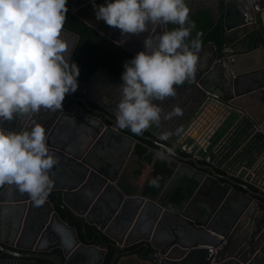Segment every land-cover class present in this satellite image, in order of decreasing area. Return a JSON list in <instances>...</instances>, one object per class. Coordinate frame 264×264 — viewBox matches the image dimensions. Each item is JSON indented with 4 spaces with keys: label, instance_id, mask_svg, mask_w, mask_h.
Returning a JSON list of instances; mask_svg holds the SVG:
<instances>
[{
    "label": "water",
    "instance_id": "water-1",
    "mask_svg": "<svg viewBox=\"0 0 264 264\" xmlns=\"http://www.w3.org/2000/svg\"><path fill=\"white\" fill-rule=\"evenodd\" d=\"M93 1L67 0V9L77 14ZM229 1L235 7L233 11L230 7L225 10L223 46L220 48L210 42L205 51H201L203 54L212 47L209 54H203L205 58L198 62L195 78L177 86L175 97L156 102L162 106L164 113L178 106L182 114L170 120L162 119L159 125L149 128L147 131L151 136L141 134L166 149L170 148L166 141L173 142L174 148L180 150L173 153L182 160V165L196 170V175L192 176L198 182L197 188L181 208L163 202L167 185L157 197L125 193L118 183V172L112 173L105 159L100 154H94L108 135L114 138L110 139L114 143L122 136L133 142L136 140L120 130L116 123L120 91L114 94V99L113 95L107 99V94L98 90L104 86L113 87V82L111 84L103 78V73H114L104 68L98 69L80 90L86 108L99 114H92L99 122L94 125L96 132H102L94 141V152L90 150L79 156L54 144L56 133L50 130L51 127L58 120L59 112L72 111L74 105L78 106L75 103L68 110L64 106L56 111L42 109L39 113L18 116L2 125L0 121V126L14 131H30L37 123L44 126L47 144L57 158V164L67 158L80 167L74 169L80 182L93 183L94 191L86 202L88 213L71 204L70 186L62 194L56 192V195L58 198L62 196L63 207L69 206L85 217L78 218L80 221L87 220L96 225V235L104 244L115 247L116 253L110 264L119 263L118 259L124 255L120 249L122 245L129 247L144 240L147 248L158 252L148 257L140 254V258L145 263L148 258L150 264H254L264 255V0ZM210 2L218 7L215 15L217 22L221 0ZM160 25L158 30H148L146 38L168 31L167 25ZM62 31L74 34L79 40L78 34L65 27ZM156 31H159L157 35ZM104 34L111 35L109 32ZM120 44L125 47L123 42ZM95 82L99 87L95 88L98 91L93 96L91 86ZM253 94H260L261 102L257 111L248 112L241 102ZM86 99L96 106H91ZM199 122L200 128L197 126ZM196 126L198 134L193 135L191 131ZM188 161H193L195 166ZM57 164L49 173L52 180ZM177 172L178 168L172 178ZM3 187L0 186V226L6 225L3 218L11 209L13 216L22 223L24 221L26 232L35 233L33 241L36 246H32V242L26 247L28 252H21L14 249L13 241L0 238V249L14 256L1 258L0 264H70L76 256L71 254L73 244L88 247L79 237L75 225H66L76 237L70 247L64 245L60 252L50 242L49 233H58L54 230L55 221L65 222L50 193L44 204L36 205L28 196L20 200L3 197ZM52 188L55 189L53 184ZM205 194L206 202L197 205ZM234 201L238 202L236 207H233ZM56 204L61 203L57 201ZM67 217L73 220L69 214ZM83 226L86 241L93 242L95 236L90 240L84 223ZM115 230L121 235L116 236ZM103 234L110 236L111 240L104 241ZM47 251H54V254L43 253Z\"/></svg>",
    "mask_w": 264,
    "mask_h": 264
},
{
    "label": "clouds",
    "instance_id": "clouds-1",
    "mask_svg": "<svg viewBox=\"0 0 264 264\" xmlns=\"http://www.w3.org/2000/svg\"><path fill=\"white\" fill-rule=\"evenodd\" d=\"M67 10V0H0V121L60 110L66 94L78 89L80 68L66 59L69 46L62 37ZM189 15L187 0H105L95 6L97 20L126 35L139 36L150 24L177 26L145 38L144 49L124 63L119 128L141 135L182 114L178 106L164 113L156 102L175 97L177 86L195 78L202 33L190 39L195 23ZM57 162L41 124L30 131L0 126V186L14 185L42 205Z\"/></svg>",
    "mask_w": 264,
    "mask_h": 264
},
{
    "label": "crops",
    "instance_id": "crops-1",
    "mask_svg": "<svg viewBox=\"0 0 264 264\" xmlns=\"http://www.w3.org/2000/svg\"><path fill=\"white\" fill-rule=\"evenodd\" d=\"M210 1H213V0H191L189 3V7L191 9H196V8L211 9L216 15L218 12V7L216 4H211ZM220 5H221V2H220ZM234 5L235 4L232 1L225 0L226 9L227 7H231L233 9ZM220 10H221V6H220ZM210 49H212L211 46L203 54L207 56L209 54L208 51H210ZM92 85L93 86H91L92 87L91 90L92 92H95L96 90L95 88L99 87V85L96 82ZM75 96L77 98L74 99L72 96V99L74 101L70 105L69 108H71L74 103L78 104V106L74 105L72 107L73 110L66 112V113H62L60 111L58 114V120L55 122L54 126H52L50 130H53L56 133V139L54 140L55 145L66 148L69 152H72L73 154L81 156V155H85V153H87L90 150L91 152L95 151V149H92L95 147L94 141L96 140L98 136L102 134V132L97 133L96 129L94 128V125H97L99 122L95 118H93L92 114L93 115H99V114L95 113V111H92L91 109L86 108V105H85L86 103L82 99L83 95L81 94V92H80V95H75ZM261 98L262 96H260V94L258 95L253 94L248 97H245V99L242 100L241 103L247 108L248 112H253V111H257L256 109L261 102ZM86 102H88L91 106H96L95 103H93L90 99H86ZM197 126H199V128L201 127L200 122L198 123ZM197 126L194 128V130L191 131L193 135L198 134L199 129L197 130ZM111 138L114 139L113 137H110V135L108 136L107 139L105 138L106 140H104V142L98 148H96V151L94 154H100L105 159L106 163L110 165V170L112 171V173L118 172V183L120 187L125 191V193H128V194L142 193L144 184H143L142 175H140V172L141 171L143 172L144 170H146L149 166V163L146 159L140 157L135 152L137 138L133 142L128 137L122 136L121 138L119 137L120 139L118 138L119 140H117L115 143L111 142L110 140ZM111 143L112 144L114 143V145H112ZM166 144L170 148H173L174 151L178 152L179 149L174 148L173 142L166 141ZM149 151L155 152L154 161L157 157L162 156L168 159L169 163L174 165L175 169L178 168L177 175L174 178H172L173 176L172 174V176L168 179L166 183L167 190L165 192L166 195L163 196V200H165V198L169 194L172 193L175 186L182 178H193L192 175L194 174L196 175L195 173L196 170H193L188 165L187 166L182 165L181 163L182 160L177 158V156L174 155V153L169 154L167 152V149L163 151L162 149L155 150L153 148H150ZM64 159L65 160H63L62 163L57 164L58 168L53 174V180H52L55 189L51 188V191H50V198L52 199L53 203L56 205V209L59 211L60 215L65 220L64 223H61L57 220L55 221L54 230L56 229L58 231L57 234H54L52 232L49 233L50 242L54 243L56 246V250H59L60 252L62 251L64 245H66V247H70L76 240L75 234H73L72 230L66 225L76 226L75 223L79 222L80 224L84 223L85 225H89L93 227L96 226L93 223H88L87 220L84 222L80 221V219L78 218L80 217L85 218V217L83 215L80 216L78 213H76L75 210H73V208L69 206L63 207L64 202H63L62 196L58 198L56 195V192H61L62 194L63 191L67 189V186H70L72 188V190H70L72 193H70V196H69V200L71 204L74 205L75 208L78 209L79 211L86 210L87 212L88 208H86V202L89 198V195H91L92 191H94L93 185H92L93 183L91 184L89 183V181H85L83 183L80 182V178L74 171V169H78L80 167L75 165V163L70 162L67 158H64ZM188 162L192 166H195V163L193 161H188ZM201 163H204V162L201 161ZM251 186L254 189H257L255 186L253 185ZM3 188L4 190L2 192V196L8 199L20 200L28 196L26 193H20L14 185L6 184L4 185ZM238 189L242 190L243 188L238 187ZM111 194L112 193H109V195ZM206 198H207V194L204 195L203 199H201L202 201H199L197 205H199L200 203L204 204L206 202L205 200ZM57 201H59L61 204L57 205L56 204ZM232 204H233V207H236L238 205V202L234 201L232 202ZM12 213L13 212L10 209V211H8L6 215H4L3 221L6 222V225L0 226V238H2L3 241H7V240L13 241L15 244L14 249L19 250L21 252H28L29 250L26 247L30 246L32 242H34L32 246H36L35 241H33V238L36 235H34L35 233H30L29 231L26 232L23 226L24 221L22 223V221H20L19 218H16L15 216H13ZM67 214H69L72 217L73 219L72 221L67 219L68 218ZM51 223L53 224L54 220L53 222L51 221ZM137 233H140V232L138 231ZM82 237L84 238V236ZM88 237L91 240L94 237V235L90 233ZM103 240L110 241L111 237L108 236L107 234H103ZM84 241L86 242L88 247H83V248L85 249V252L88 254L86 253L79 254L78 260L76 261L75 264H107V263L110 264L111 260L109 262L106 260H107V257L109 256L110 249L111 248L114 249L112 245L104 244L98 236H95V240L93 242L86 241V239H84ZM5 245L9 247V244H5ZM72 247L74 248V249H71L72 252L76 250L77 248H79L78 244L77 245L73 244ZM121 248H124V246L122 245ZM104 249H107V251L109 250L108 253L107 251H103ZM136 256L137 254L130 255V256L124 255L120 259L119 264L145 263L144 261L142 262V260H138ZM254 264H260V263L255 262Z\"/></svg>",
    "mask_w": 264,
    "mask_h": 264
},
{
    "label": "trees",
    "instance_id": "trees-1",
    "mask_svg": "<svg viewBox=\"0 0 264 264\" xmlns=\"http://www.w3.org/2000/svg\"><path fill=\"white\" fill-rule=\"evenodd\" d=\"M104 2L105 0H96L80 9L77 14L67 10L64 27L79 35V40L70 63L76 62L78 64L80 75L78 77V89L65 96V100L63 101L65 109H68L74 101L72 94L80 95L81 88L98 69L104 68L121 76V73L124 71V63L135 56V53L119 43L124 40L126 34L122 32L121 35L113 34L106 36L104 34L108 32L109 26L102 20H97L95 16V6ZM188 2L189 0H187ZM225 10V0H221L220 16L216 22L215 14L211 9L190 8L189 19L195 23V28L192 30L190 39L196 38L197 32L202 33V47L198 52V62L202 58H205L202 52L210 42H213L220 48L223 46ZM173 27L177 26L172 24L167 25L168 30H171ZM130 133L137 138L135 152L149 163L148 168L140 172L144 184L142 193L156 197L165 188L168 179L174 173L175 167L169 163L168 159L162 156L157 157L154 161L155 152L149 151V149H162L164 151L166 149L163 146L149 137L137 135L131 131ZM144 133L147 136H151L149 131H145ZM153 180L156 181L155 184L152 183ZM197 185L198 182L193 178H182L172 193L165 198V201L176 207L182 206L194 193ZM113 252L114 249L111 248L106 261L109 262L111 260Z\"/></svg>",
    "mask_w": 264,
    "mask_h": 264
},
{
    "label": "flooded vegetation",
    "instance_id": "flooded-vegetation-1",
    "mask_svg": "<svg viewBox=\"0 0 264 264\" xmlns=\"http://www.w3.org/2000/svg\"><path fill=\"white\" fill-rule=\"evenodd\" d=\"M96 0H94L93 2H95ZM93 2H91V3H93ZM234 7H235V5H234ZM231 8V7H230ZM82 9V8H81ZM232 9V8H231ZM234 9V8H233ZM233 9H232V11H233ZM155 26V27H154ZM159 28H161V25L160 24H156V25H153V24H150L149 25V27H148V30H151V29H155V30H158ZM108 32H109V34H111V35H113V34H117V35H121V31L118 29V28H114V27H110L109 26V28H108ZM158 32L159 31H156L155 32V34L157 35L158 34ZM147 33H148V31L147 32H143V33H141L139 36H136V35H133V37H130V36H128V35H130V34H127V36L124 38V40L122 41L124 44H125V48H127L128 50H130V51H134V52H139V51H141V50H143V47H145V45H144V39L146 38V35H147ZM132 35V34H131ZM62 37H63V39L66 41V43L68 44V51H67V53L65 54L66 55V59L68 60V62L70 63V60H71V58H72V55H73V53H74V50H75V47H76V45H77V43H78V41L76 40L77 38H76V36L74 35V34H71V33H68V32H65V31H62ZM122 42H119V43H122ZM124 47V46H123ZM104 70H106L107 71V69H104ZM109 71V70H108ZM109 72H111V71H109ZM103 73V72H102ZM111 73H113V72H111ZM104 74V77L103 78H105V79H108L109 80V82L112 84V82H113V87H111V85H109L108 87L107 86H104L103 88H99L98 90L99 91H102L103 90V93H105V94H107L106 95V97H107V99H110V96H112L113 95V99H114V97H115V95L114 94H117L119 91H120V85L123 83V81H122V79H121V76H119V75H117V74H113V75H110V73H108V72H104L103 73ZM94 75V74H93ZM92 75V76H93ZM91 76V77H92ZM98 90H95V92H93V96H95V93L98 91ZM99 93V92H98ZM110 95V96H109ZM113 102H114V100H113ZM100 117L103 119V120H105L107 123L109 122V121H107L106 120V118H105V116L104 115H100ZM113 117H114V115H113ZM5 122H8V121H2L1 122V125L3 124V123H5ZM109 123H111V122H109ZM112 123H114V122H112ZM120 130H122V131H125L128 135H130V136H133L134 138H136L134 135H132L131 133H130V130L129 129H121V128H119ZM147 131V130H146ZM145 132V131H144ZM143 132V133H144ZM109 136V135H108ZM108 138V137H107ZM166 195V194H165ZM163 202L165 203V204H168V205H171L170 203H168V202H166L165 200H163ZM171 206H173V205H171ZM183 206V205H182ZM182 206H179L178 208H181ZM174 207H176V206H174ZM76 224V227L78 228V235H79V237L81 238V240L82 241H84V239H85V229H84V226H83V224H80L79 222H77V223H75ZM96 231H97V227H93V226H89V225H86V233L88 234V235H90V233H92L94 236H98V235H96ZM113 231H114V229H113ZM116 232H118V233H116ZM116 236H119V235H121L120 233H119V231H117V230H115V233H114ZM82 236H84V238L82 237ZM159 243H161V242H159ZM163 243V242H162ZM79 246V248H77L76 250H74L71 254H76V256H74L73 257V259H72V261H71V263L70 264H75L76 263V261L78 260V255L79 254H83V253H86L85 252V249L82 247V246H80V245H78ZM120 249L124 252L123 254L124 255H126V256H130V255H134V254H137V258H138V260H142L141 258H140V254H144L146 257H148L149 255H154V254H158V252L156 251H154V249L153 248H147V246L145 245V240L144 241H139L138 243H135L134 245H131V246H129V247H124V248H121L120 247ZM1 250V249H0ZM131 250H134V251H131ZM59 251V250H58ZM109 251V250H108ZM108 251H107V253H108ZM43 253H45V254H54V251H52V252H48L47 251V253L46 252H43ZM115 253H116V249H115V247H114V252H113V254H112V258H113V256H115ZM0 254H1V256H0V259L1 258H6V259H9V258H13L14 256H12V255H10V254H8L7 252H3V250H1L0 251ZM86 254H88V253H86ZM124 255H122V256H124ZM122 256H120V258L118 259V261L120 262V259L122 258ZM155 256V255H154ZM112 258H111V261H112ZM150 259V258H149ZM151 260V259H150ZM110 261V262H111ZM146 261V263H142V264H150V262H149V260H148V258H147V260H145ZM142 262H143V260H142ZM148 262V263H147ZM258 263H260V264H264V255L262 256V257H260L259 258V260L257 261ZM108 264V263H107ZM119 264V263H118Z\"/></svg>",
    "mask_w": 264,
    "mask_h": 264
},
{
    "label": "rangeland",
    "instance_id": "rangeland-1",
    "mask_svg": "<svg viewBox=\"0 0 264 264\" xmlns=\"http://www.w3.org/2000/svg\"><path fill=\"white\" fill-rule=\"evenodd\" d=\"M106 35V34H105Z\"/></svg>",
    "mask_w": 264,
    "mask_h": 264
}]
</instances>
